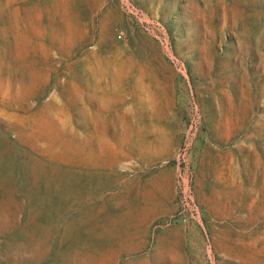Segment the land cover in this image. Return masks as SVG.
<instances>
[{
  "label": "rangeland",
  "instance_id": "1",
  "mask_svg": "<svg viewBox=\"0 0 264 264\" xmlns=\"http://www.w3.org/2000/svg\"><path fill=\"white\" fill-rule=\"evenodd\" d=\"M0 264H264V0H0Z\"/></svg>",
  "mask_w": 264,
  "mask_h": 264
}]
</instances>
